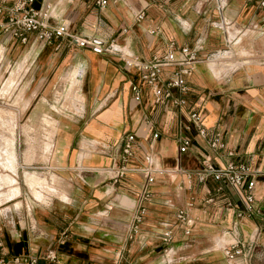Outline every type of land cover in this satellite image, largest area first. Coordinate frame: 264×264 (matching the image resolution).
<instances>
[{
    "label": "crops",
    "instance_id": "0c3cea01",
    "mask_svg": "<svg viewBox=\"0 0 264 264\" xmlns=\"http://www.w3.org/2000/svg\"><path fill=\"white\" fill-rule=\"evenodd\" d=\"M45 2L51 4L54 16L50 23L65 21L74 36L103 38L141 58L163 52L172 39L200 46L201 59L186 76V104L179 109L169 98L154 101L140 71L125 64L119 52H95L68 36L46 42L31 32L21 42L0 35L4 48L0 69L16 62V54L19 59L26 56L23 78L28 84L37 79L39 84L36 89L25 88L30 101L23 111L39 112L40 104L32 98L39 92L48 97L63 79L62 90H68L66 74L72 67L76 88L69 91L64 106L71 105L69 99L80 101L77 112L56 117L53 141L49 147L43 145L44 157H50L39 166L53 173L50 181L26 172V182L40 200L14 199L21 191L15 184L17 154L6 158L8 171L0 170V240L8 256H37L45 264L49 262L45 254L53 250L56 259L49 264H264V5L258 0H107L102 6L96 0H34L33 4ZM140 9L144 16L136 19L134 13ZM170 69L162 70L160 84ZM132 84L140 86L139 100L133 97ZM193 109L200 112L208 136L220 133L223 150L212 149L198 134L189 120ZM155 130L158 135L152 140ZM126 131L134 133L132 155L125 174L113 183L109 168L117 161L119 139ZM183 136L190 138V145L179 153ZM205 156L214 166L233 160L253 170L252 211L243 210L242 186L233 187L211 175L197 177L195 170L202 168ZM23 159L27 161L24 155ZM147 165L161 171L155 173L142 218L135 222ZM2 183L13 184L6 189ZM188 202L194 222L185 233L175 212ZM166 230L172 233L173 251L168 254ZM233 239L253 241L249 255L227 258L222 247Z\"/></svg>",
    "mask_w": 264,
    "mask_h": 264
},
{
    "label": "built area",
    "instance_id": "2783aa9c",
    "mask_svg": "<svg viewBox=\"0 0 264 264\" xmlns=\"http://www.w3.org/2000/svg\"><path fill=\"white\" fill-rule=\"evenodd\" d=\"M99 5H104L107 0H96ZM34 0H15L11 4L0 3V35L9 38H16L21 42L28 39L29 33L34 32L36 38L43 39L50 42L55 37L68 36L78 46L90 45L95 52H119L124 63L128 66H133L140 71L143 82L151 87L154 101L163 102L166 98L172 100L180 109L185 106V93L189 89L186 82V76L190 74L195 64L201 59L198 54L200 46H189L187 44H178L175 40H169L166 48L161 53H155L150 58H141L132 52L122 51L116 43L106 41L103 38L97 37H77L69 33L66 29V22L59 24H51L50 19L53 18L51 11V4L45 2L36 7L33 4ZM260 5H264V0H258ZM136 19L144 16V10L140 9L134 13ZM165 67H170V75L161 84V72ZM133 97L135 100L141 98L140 86L132 84L131 86ZM189 120L198 134L204 137L207 144L214 150L219 151L225 148V141L220 136L219 132H214L210 136L207 134V129L202 122V116L198 110L189 111ZM134 133L126 131L123 133L119 147V155L116 163L109 168L110 179L113 183L121 178L127 168L126 160L128 156L132 155V140ZM158 135V130H155L152 135L154 140ZM180 143L178 146L179 153L184 152L190 145V138L183 136L179 137ZM151 144V143H150ZM228 153H231L228 151ZM146 159L150 162V154H145ZM144 184L138 195V203L134 213V221L138 222L144 213L145 206L143 201L151 194L150 185L154 180L156 172L161 171L156 166L147 165L143 167ZM195 174L199 179H204L211 175L216 180L224 179L233 187H243L242 201L245 211H252L254 208V195L252 189L254 187V178L251 176L253 170L244 162H237L228 160L221 166H214L210 162V158L206 157L203 160L202 168L195 170ZM227 203H230L227 200ZM188 202L186 206L179 207L175 212V219L180 224H183L185 233H189L194 222V217L189 212ZM242 210V211H243ZM242 211H239L240 215ZM165 249L168 254L173 251L172 233L170 230L164 232ZM253 241L250 243H243L239 240L233 239L226 243L222 250L225 256L229 259H234L239 255H249L252 248ZM45 259L52 262L56 259V254L53 250H49L45 254ZM49 262L45 264H49ZM40 264L37 256H8L7 251L0 240V264Z\"/></svg>",
    "mask_w": 264,
    "mask_h": 264
},
{
    "label": "rangeland",
    "instance_id": "374dc122",
    "mask_svg": "<svg viewBox=\"0 0 264 264\" xmlns=\"http://www.w3.org/2000/svg\"><path fill=\"white\" fill-rule=\"evenodd\" d=\"M0 48L3 55L4 48L2 46ZM16 55L14 59L16 62H12L9 66L5 63L0 69V170H2V172L5 170L8 171L9 169H7L5 165L6 158H8L10 154H17L18 166L16 169L15 184L21 188V191L14 199H26L28 201H30V199L40 200L34 195L30 184L26 182L25 175L26 172L33 171V174L44 177L48 181H50L51 175H53V173L50 174L46 172L47 168H40L39 166L47 163L43 158L48 159L50 157V155L48 158L44 157L43 145L44 147H49L50 141H53L54 133L58 126L57 118L59 116H70L72 110L77 112L80 108V101H76V99H69L71 105L68 104L69 106H64V101L69 91H74L76 88V80L73 81L76 71L73 67L67 71L66 76H68L70 80L68 90H62L65 81V79H63L62 85L56 86L48 97H42L40 94L43 92H39L37 97L32 98L35 103L38 102V104H40V108L39 112L31 114L29 112L30 108L28 111H23L30 101V97L25 96L24 91L25 88L28 91L31 88L36 89V86L39 84L37 79L29 84L28 81H25L22 73L25 68L26 56L19 59L18 54ZM22 60H24V63L22 66H19ZM26 66H28V63H26ZM72 75H74V77ZM75 78L77 79V77ZM37 91H39V89ZM17 108L22 112L15 110ZM32 154L34 159L30 160ZM23 155L27 161H24ZM21 158L23 160H21ZM1 176H3V173ZM54 183L61 186V182L57 181L56 178ZM12 184L13 183H2L1 186L10 189ZM45 186H47V184ZM11 202H13V200L8 203Z\"/></svg>",
    "mask_w": 264,
    "mask_h": 264
}]
</instances>
